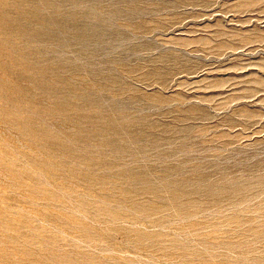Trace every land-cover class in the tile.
Instances as JSON below:
<instances>
[{
    "label": "rangeland",
    "instance_id": "obj_1",
    "mask_svg": "<svg viewBox=\"0 0 264 264\" xmlns=\"http://www.w3.org/2000/svg\"><path fill=\"white\" fill-rule=\"evenodd\" d=\"M0 264H264V0H0Z\"/></svg>",
    "mask_w": 264,
    "mask_h": 264
}]
</instances>
